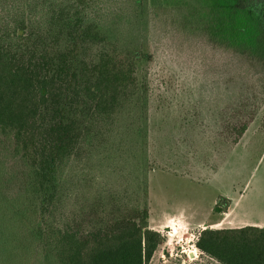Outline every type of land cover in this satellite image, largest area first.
Listing matches in <instances>:
<instances>
[{
    "label": "trees",
    "instance_id": "1",
    "mask_svg": "<svg viewBox=\"0 0 264 264\" xmlns=\"http://www.w3.org/2000/svg\"><path fill=\"white\" fill-rule=\"evenodd\" d=\"M144 2L0 0V264H149L163 243L148 226L145 172L108 175L93 194L78 185L87 194L69 199L79 149L89 152L83 164L92 162L106 127L126 167L132 154L123 144L144 130L147 88L136 71L146 48ZM235 68L251 71L233 74L213 113L232 146L256 113L244 78H264V65ZM124 115L139 123L131 133ZM105 150L97 146L95 162L103 165ZM229 201L217 197L213 212L225 213ZM194 245L218 264H264L263 227L204 228Z\"/></svg>",
    "mask_w": 264,
    "mask_h": 264
},
{
    "label": "rangeland",
    "instance_id": "2",
    "mask_svg": "<svg viewBox=\"0 0 264 264\" xmlns=\"http://www.w3.org/2000/svg\"><path fill=\"white\" fill-rule=\"evenodd\" d=\"M144 3L146 48L136 69L142 79L139 83L147 88L144 135L141 132L135 142L132 134L123 144L124 155L130 149L132 154L125 167L121 161L126 160H117L118 147L104 127L92 162L83 164L89 156L84 147L75 153L70 171L78 189L69 199L80 201L87 193L79 189L85 187L93 194L108 175L113 179L112 175L121 172H145L148 226L164 237L149 264H218L194 245L202 227H222V222L216 224L222 213L213 212L217 197L229 199L240 194L239 213L264 222V78H244L254 90L251 103L256 113L235 145L220 135L221 128L213 118L216 107L227 100L233 74L251 71L235 67L264 65V58H249L264 55V0ZM122 7L130 15H138L135 5ZM143 29L135 27L137 32L143 33ZM236 48L246 51L247 58L238 57ZM123 119L129 133L139 124L128 115ZM142 137L143 157L139 153ZM97 146L106 149L103 165L95 162ZM111 185L118 189L116 180ZM39 230L38 226L34 229L37 235Z\"/></svg>",
    "mask_w": 264,
    "mask_h": 264
},
{
    "label": "crops",
    "instance_id": "3",
    "mask_svg": "<svg viewBox=\"0 0 264 264\" xmlns=\"http://www.w3.org/2000/svg\"><path fill=\"white\" fill-rule=\"evenodd\" d=\"M230 200V205L228 210L226 211V213H222L219 215L222 216L220 218H216V224L222 222V227H220L219 229H223V228H239V227H243L246 225H254V226H258V227H263L264 228V222H258V221H253L248 219L245 215H241L239 213V211H241V205H240V200H241V195L239 194L238 197L236 198H229ZM197 219H199L198 217H196ZM198 221V220H196ZM166 221V227L169 228L170 225H168ZM202 229H204V227H202ZM189 257V254H188Z\"/></svg>",
    "mask_w": 264,
    "mask_h": 264
}]
</instances>
